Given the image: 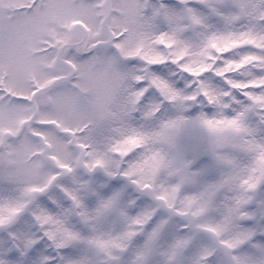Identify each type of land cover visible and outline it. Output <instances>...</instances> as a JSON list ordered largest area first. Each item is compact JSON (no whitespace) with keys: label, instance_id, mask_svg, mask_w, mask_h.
Returning a JSON list of instances; mask_svg holds the SVG:
<instances>
[{"label":"snow or ice","instance_id":"6c2138e0","mask_svg":"<svg viewBox=\"0 0 264 264\" xmlns=\"http://www.w3.org/2000/svg\"><path fill=\"white\" fill-rule=\"evenodd\" d=\"M0 264H264V0H0Z\"/></svg>","mask_w":264,"mask_h":264}]
</instances>
